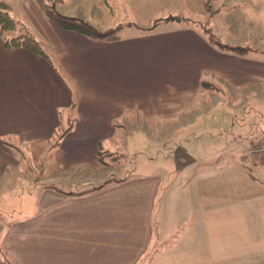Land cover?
Instances as JSON below:
<instances>
[{
	"label": "crops",
	"instance_id": "0c3cea01",
	"mask_svg": "<svg viewBox=\"0 0 264 264\" xmlns=\"http://www.w3.org/2000/svg\"><path fill=\"white\" fill-rule=\"evenodd\" d=\"M19 3L47 58L7 47L0 37V247L10 259L15 264H264L259 250L264 160L254 166L260 179L252 177L242 168L247 148L244 158L238 151L247 138L259 134L255 140H264L261 104H250L263 109L256 135L250 131L225 145L221 137L205 142L206 155L220 159L213 166L194 158L203 154L197 142L186 161L165 156L163 169L148 176L115 177L120 181L82 196L46 188L92 187L90 181H76L77 173L89 177L99 170L100 153L134 156L138 123L165 131L213 118L229 126L235 107L216 97L264 85V59L219 51L191 23L146 31L166 18L154 10V0L59 1L61 15L98 31L124 26L113 41L56 26L41 0ZM204 81L224 87L204 90ZM207 96L215 103L204 102ZM247 105L234 112L244 113ZM169 134L149 142L165 144ZM39 158L42 168L27 166V159ZM33 170L42 175L27 180Z\"/></svg>",
	"mask_w": 264,
	"mask_h": 264
},
{
	"label": "rangeland",
	"instance_id": "374dc122",
	"mask_svg": "<svg viewBox=\"0 0 264 264\" xmlns=\"http://www.w3.org/2000/svg\"><path fill=\"white\" fill-rule=\"evenodd\" d=\"M0 1L10 5V7L14 9L11 11L12 14L15 13V16L13 15L14 19L19 20L20 18L19 22L25 26V32L29 34L31 33L36 38L34 34L35 32L24 23L19 0ZM41 2H45L48 7L52 5L57 6L59 3L57 0H41ZM198 4H200V6ZM154 10L160 13L161 16L159 17H166L164 19H159L158 21L175 18L179 20L177 23H181L183 22L182 19H186L187 22L185 21V23H191L194 27L200 30L208 42L210 41V35H212L224 45L250 50L245 54L247 57H251L252 59H264V0H248V2L246 0H154ZM174 10L177 11V13H182H176L178 16H171V14H174ZM201 10L202 13H200ZM185 11L189 12L186 15L188 18L181 16L185 13ZM200 14L204 15L201 16ZM160 25L162 24H157L156 27ZM18 34V31H10L5 33V37L11 38L17 36ZM214 47L219 51H222L217 46ZM222 52L235 55L234 53L227 51ZM219 83V85L216 84L215 86L219 89L223 88L224 86H222V82ZM236 91L237 93H232L229 98L222 95L216 97L220 102H222V104H228L230 106H234L235 108L237 107L238 109L245 103H248L244 113L240 112L238 115L234 112L236 109L231 108L229 114H232L231 117L233 120L229 126L222 125L219 121L216 122L213 118H200L194 126L180 128L171 127L166 128L165 131H163L162 127H148L142 123H138L139 125L136 127V132L133 134L136 137V139H134L135 148H133V150H135L134 156L129 157V155H127L126 157L121 155L122 152L120 154L100 153L99 159L102 164L100 167L101 169L99 168L97 171L91 170L89 177L83 172L80 173V175L77 173L79 176L78 179L76 174L75 177H73L77 179L76 181H79L80 184L90 181L92 182L91 186H97L109 178H125L133 174L138 177L148 176L152 173L160 171L161 168L163 169L165 156H169L173 162L177 163H181L182 160L186 161L184 157L189 154H194V144L198 143H200V145L197 147L202 148L201 150H203V154L202 156L200 154H196L194 158L199 161L205 160L213 166L219 162L220 159H217V156L211 157L206 155L205 149H203L205 142L213 139L214 137L215 140H217L218 137H221V143L225 145L227 143L230 144L234 142V139L240 140V137L245 139V137L249 135L250 131H254V134L256 135L259 126L257 121H259L258 118L260 115L263 114L262 112L264 108L262 109L260 106L257 108L256 106L250 104L252 102L253 104H261L264 106V85L244 87L236 89ZM210 98L214 97L207 96L204 97L203 100L204 102H207V104H214L216 98L211 100ZM206 99L208 101H205ZM202 109L205 114L207 106L202 107ZM171 130H174L175 132H171ZM167 134L170 136V141L165 144L155 143L152 145V143L149 142L152 137L154 139L162 140ZM258 136L259 134H257L254 138H247L250 142L245 143V148L242 151H238L242 153L240 154L241 158H244V150L247 148L245 153L246 162H244V165L242 164V168L250 176L256 178L258 177L260 179V174L254 166L260 165L264 159L259 160V158H252V156H249L250 146L259 142V139L255 140ZM251 139L255 140L253 141L254 143L251 142ZM237 160L243 162V159L240 160V158H237ZM224 161L228 160L223 159V162ZM45 162L48 163L47 160ZM148 163L149 165H147ZM43 165L44 164L41 158L38 160L27 159L28 167L42 168ZM207 167L208 165L204 162V170L207 169ZM39 173L40 170H33L31 173L28 172L27 180L31 178H38L42 175ZM81 176L83 177L80 178ZM260 186L263 189L264 181ZM15 200L16 198L13 199V202ZM2 202L3 198L0 203ZM259 250L264 251V244H261ZM249 251L253 252V250Z\"/></svg>",
	"mask_w": 264,
	"mask_h": 264
},
{
	"label": "trees",
	"instance_id": "16d2710c",
	"mask_svg": "<svg viewBox=\"0 0 264 264\" xmlns=\"http://www.w3.org/2000/svg\"><path fill=\"white\" fill-rule=\"evenodd\" d=\"M59 1L61 0H57V2ZM43 6L45 10L44 12L47 18L53 24L65 30L79 33L92 40H97V41L116 40L118 39L119 31L124 27V26H118L116 28L101 32L95 29L94 27H92L89 23L81 19L70 18V17L61 15L57 11L56 5H52L48 7V5L44 2ZM178 21L179 20L175 18H171L169 20L165 19L162 21H157L151 26V28H149V30L146 29V31L153 30L154 28H156L157 24H160V23L165 24L169 22H178ZM182 21L185 23L186 19H182ZM24 27L25 26H23L22 23L19 22V20L14 19V17L11 14L10 6L0 1V37L4 40L5 45L7 47H23L36 55H40V56L47 58V55L41 48V45L39 44L37 39L31 33L29 34L25 32L26 29ZM10 31H18L19 34L11 38L5 37V33L10 32ZM209 39H210L209 43L212 46H217L220 50L234 53L237 56H244L246 53L250 51L245 48H238V47H233L229 45H224L220 43L212 35H210ZM201 87L204 90L220 91V89L217 88L214 84L205 82V81L201 83ZM113 180H116V179L109 178L101 182L97 186L87 187V189L77 191V192H65L61 188H58L57 186H47L46 188L56 191L61 194H65L67 196H82V195L97 191L99 189H102L103 187H105L107 184H109ZM116 181H120V180H116ZM0 264H15L1 247H0Z\"/></svg>",
	"mask_w": 264,
	"mask_h": 264
},
{
	"label": "built area",
	"instance_id": "2783aa9c",
	"mask_svg": "<svg viewBox=\"0 0 264 264\" xmlns=\"http://www.w3.org/2000/svg\"><path fill=\"white\" fill-rule=\"evenodd\" d=\"M249 156L259 158V160L264 159V140L250 146Z\"/></svg>",
	"mask_w": 264,
	"mask_h": 264
}]
</instances>
